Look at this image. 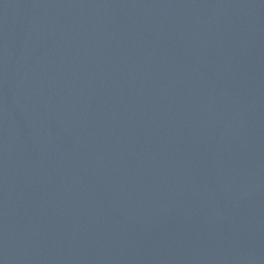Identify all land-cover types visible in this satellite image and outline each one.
Segmentation results:
<instances>
[{
  "label": "water",
  "instance_id": "obj_1",
  "mask_svg": "<svg viewBox=\"0 0 264 264\" xmlns=\"http://www.w3.org/2000/svg\"><path fill=\"white\" fill-rule=\"evenodd\" d=\"M0 264H264V0H0Z\"/></svg>",
  "mask_w": 264,
  "mask_h": 264
}]
</instances>
